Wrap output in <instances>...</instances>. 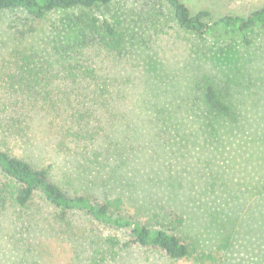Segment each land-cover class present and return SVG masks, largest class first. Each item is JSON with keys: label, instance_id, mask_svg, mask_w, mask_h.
Returning <instances> with one entry per match:
<instances>
[{"label": "rangeland", "instance_id": "obj_1", "mask_svg": "<svg viewBox=\"0 0 264 264\" xmlns=\"http://www.w3.org/2000/svg\"><path fill=\"white\" fill-rule=\"evenodd\" d=\"M180 1L213 19L264 7V0ZM17 17L0 13V58L39 38L40 31L19 37ZM145 35L151 36L137 55L143 60L126 65L131 76L119 87L121 98L115 96L123 116L114 122L115 133L109 131L110 154L81 158L59 152L46 119L35 114L23 135L11 141L13 155L36 167L50 166L51 180L68 193L119 196L130 214L143 219L157 216L168 223L174 215L182 217L177 234L221 256V264H264V31L252 33L248 46L220 35L199 40L171 22L158 34ZM230 45L231 65L214 61L213 53ZM198 61L209 73L219 69L233 81L222 80L231 91L234 124L212 119L209 127L202 114L172 112L190 105L186 86L199 73ZM4 65L0 60V68ZM51 218L52 209L40 198L22 213L0 206V264H88L105 231L80 213L64 226ZM105 256L97 254L102 259L97 264H200L134 246Z\"/></svg>", "mask_w": 264, "mask_h": 264}, {"label": "trees", "instance_id": "obj_2", "mask_svg": "<svg viewBox=\"0 0 264 264\" xmlns=\"http://www.w3.org/2000/svg\"><path fill=\"white\" fill-rule=\"evenodd\" d=\"M2 12L18 15L19 37L40 33L30 45L0 58L6 63L0 68V206L22 213L40 198L52 209L55 225H66L75 213L99 225L105 233L94 242L88 264L101 262L96 255L102 251L113 257L131 246L154 249L175 261L193 258L200 264H221V256L199 250L177 234L182 217L174 215L168 223L157 216L143 219L130 214L119 196L98 199L68 193L51 180L50 166L36 167L13 155L11 141L23 135L32 115L39 114L55 135L59 152L81 158L110 154L114 122L123 116L115 96L121 98L119 87L131 76L126 65L143 60L137 55L151 36L146 33L158 34L171 22L199 40L220 35L248 46L252 33L264 31V7L246 16L213 19L206 10L192 13L180 0H0ZM234 49H220L212 58L229 63ZM196 68L199 73L186 86L192 94L190 105L175 106L172 112L202 114L209 127L212 119L234 124L231 91L222 81L228 77L225 71L209 73L200 61Z\"/></svg>", "mask_w": 264, "mask_h": 264}]
</instances>
